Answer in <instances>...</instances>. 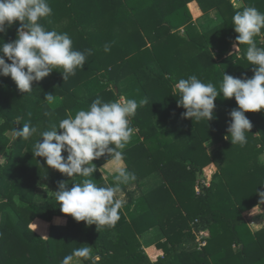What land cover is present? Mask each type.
Segmentation results:
<instances>
[{"label":"trees","instance_id":"16d2710c","mask_svg":"<svg viewBox=\"0 0 264 264\" xmlns=\"http://www.w3.org/2000/svg\"><path fill=\"white\" fill-rule=\"evenodd\" d=\"M191 1L48 0L52 14L39 22L47 30L66 32L75 50L91 49L92 54L66 81L62 69H54L33 81L31 92L25 94L10 76H0V154L4 156L0 162V264H61L80 248L81 236L95 250L88 258L78 257L83 264H264V228L251 232L241 215L262 202L258 193L264 191L260 156L264 109L249 119L247 143L231 145L224 137L231 119L228 113L238 107L234 97L218 95L214 118L197 122L182 117L186 110L177 105L175 91L178 80L190 75L217 89L223 74L253 75V66L244 56L248 45L233 48L238 33L231 23L234 13L247 6L264 13V0H243L239 6L231 0H195L202 11L196 22L187 6ZM18 26L14 22L0 33V39H14ZM254 40L264 47V29ZM106 43L108 52L103 50ZM49 93L52 100L46 98ZM97 97L104 102L123 98L138 103L147 98L130 117L132 136L123 159L116 161L136 178L116 194L126 204L114 227L88 225L69 214L65 225H55L52 219L64 215L55 194L39 201L37 186L43 181L56 187L65 182L70 188L82 177H68L47 166L44 158L35 157L31 151L38 136L25 140L8 132L24 123L49 130L61 119L87 109ZM210 140L218 145L207 152L205 143ZM111 161L115 160L105 154L93 163L102 166ZM250 161L254 165L249 167ZM208 163L217 172L208 185L198 183L196 191L197 175ZM92 178L94 182L97 178L99 186L113 184L112 176L107 182L97 168ZM145 180L151 185L148 182L143 190ZM35 218L49 222L47 237L30 228ZM195 227L202 234L209 230L200 249ZM152 228L157 230L156 245L164 252L155 261L144 252L140 239Z\"/></svg>","mask_w":264,"mask_h":264},{"label":"clouds","instance_id":"9594fccd","mask_svg":"<svg viewBox=\"0 0 264 264\" xmlns=\"http://www.w3.org/2000/svg\"><path fill=\"white\" fill-rule=\"evenodd\" d=\"M51 14L48 0H0V33H6L14 22H19L14 39L8 42L0 39V76H10L24 94L31 92L33 81L41 80L54 69H62L60 72L66 81L76 74V69L83 68L87 56L92 54L91 49L75 50L66 32L47 30L39 22ZM231 24L238 33L235 37L238 44L233 43V48L238 50L239 45H248L244 56L253 66V75L235 78L223 74L219 89L211 82L204 83L196 75H190L178 80L175 91L179 95L177 105L186 110L182 117L197 122L214 118V100L218 95L234 97L238 107L228 113L231 119L224 138L230 140L231 145L243 146L247 143L246 133L252 128L245 112L264 109V47H258L254 40L264 29V13L247 6L234 13ZM103 50L110 51V44L106 43ZM46 98L52 100L51 93L46 94ZM146 103L147 98L138 103L134 99L104 102L97 97L87 109L61 119L49 130L40 131L38 126L29 123L15 129L14 138L39 137L31 152L35 157L44 158L47 166L71 178L82 177L70 188L65 182L58 183L54 193L62 213L88 225L115 226L120 219L119 210L126 204L124 199H117L116 194L121 192L122 185L135 180V174L124 166H117L110 173L113 184L99 186L92 178L96 171L92 162L105 154L117 162L123 159V149L132 136L130 117ZM57 129L61 131L58 133ZM258 194L264 201V191ZM73 256L88 258L91 249L87 246L76 248L61 264H69ZM99 259L95 257L96 261Z\"/></svg>","mask_w":264,"mask_h":264},{"label":"rangeland","instance_id":"374dc122","mask_svg":"<svg viewBox=\"0 0 264 264\" xmlns=\"http://www.w3.org/2000/svg\"><path fill=\"white\" fill-rule=\"evenodd\" d=\"M231 2H232V4L233 3L236 4V3L241 2V0H238V1L237 0H231ZM191 5L194 6V8H195L194 3L190 4V2H189L187 4V6L189 8V11H190V13L193 11L194 12L193 14H195V11L191 7ZM191 15H192V13H191ZM236 52L239 54V51H236ZM120 101H124V99L121 98ZM246 115H248V116H246ZM245 116L248 119H251L252 117H255V112L250 111L248 114L245 113ZM136 131H137V129H136ZM8 134L12 137L14 135V132H8ZM205 145L207 147L206 148L207 152H211L212 150L215 149V147L218 144H216L215 142H213L212 140H210V141H207L205 143ZM261 153H262V155H260V156H261L262 160H264V145H262V152ZM3 161H4V156L2 154H0V162H3ZM247 165L250 167V166L254 165V163H253V161H250V163H247ZM117 166H118V164H116V161H111V162L106 163V164H104L102 166H96V168L102 174V176L106 179V181L109 182V178H110V176H112L110 173H111L112 169H114ZM215 172H217V167L215 165H213L212 163H208L206 166H204L203 167V170H202V173L201 174L199 173L197 175V179H196V182H195L196 191H197V189H199V187L197 186L198 183H200V182L203 183V181H204V183L206 185H208L209 184V181L212 179V177H213V175H214ZM203 173H204V175H203ZM108 176H109V178H108ZM74 177H77V176H74ZM97 181H98L97 178H95V183ZM145 182H146V184L142 187L143 190H146L147 189L149 180H145ZM154 184H157V183L156 182H153L152 185H154ZM149 185H151V182H149ZM37 189L39 190L38 192H42L44 194H47L48 197H49V196L55 194L54 192L58 190V187L54 186L53 184H51L48 181H43L42 183H40L37 186ZM118 199H124V197L123 196H120V197L118 196ZM60 214H64V213H60ZM65 215L66 214H64V215H57V216L63 218V219H60V220H64V222H65L64 224L62 223V225H65L67 223V220H68V218ZM241 215L245 218L244 220L246 221V225L248 226V228L250 229L251 232L254 233V232L258 231V230H261L262 228H264V201L260 202L257 205H254L250 209L244 210L241 213ZM194 221L197 222L196 220H194ZM208 231H209L208 228H206V229L203 230V234H200V232H198V230H197L196 227L193 228V232L195 233V235H194L195 236V243L197 244V241H198V242H200V244H204V243L206 244L207 238L209 236L208 235ZM148 232L149 231L142 233L140 239L143 242H144L146 236L148 235ZM156 232L157 231L155 230V232L153 234L155 235ZM78 245L80 247H85V246L89 247L91 249V255L95 251L94 248H93V246L90 244V242L84 236H81L78 239ZM148 249L149 248H147L146 250L144 249V252L146 254H147L146 251H148ZM152 249H153V247H152ZM150 253H152V252H150ZM148 254H149V251H148ZM163 254H164V252H163ZM163 254H162V256H163ZM150 256L152 257L153 260H155L154 259V255H150ZM73 258L74 259H80L81 260V258H78V257H75V256H73ZM81 262H82V260H81ZM82 264H83V262H82Z\"/></svg>","mask_w":264,"mask_h":264},{"label":"crops","instance_id":"0c3cea01","mask_svg":"<svg viewBox=\"0 0 264 264\" xmlns=\"http://www.w3.org/2000/svg\"><path fill=\"white\" fill-rule=\"evenodd\" d=\"M238 1V0H237ZM194 3L195 5V8L194 6L191 5V7L193 8V10L195 11V14H193L194 12L192 11V17H193V21L196 22L197 20H199V17L202 15V11L201 9L199 8V5L198 3L194 0V1H191L190 4ZM243 4V0H241V2L239 3H236L233 5L234 6H239ZM118 166H119V163H118ZM38 192V190H37ZM39 201H43L46 197H48L47 194H44L42 192H39ZM60 219H63L59 216H55L53 219H52V223L55 224V225H62V223L64 224V220H60ZM245 219V218H244ZM36 225V226H35ZM30 228L36 232L39 236L41 237H47L48 236V232H49V222L44 220V219H41V218H35L31 223H30ZM155 228H152V229H149L148 231V235L146 236L144 242L141 240L142 244H143V248L146 250L147 248L148 251H149V254L150 255H154V259L156 260L158 257L162 256L163 254V250L161 248H158L157 247V242H158V236L157 234H153L155 232ZM157 231V230H156ZM147 232V231H146ZM157 241V242H156ZM153 247V249H152ZM148 251L147 254H148ZM152 252V253H150ZM148 254V256L150 257V259L152 261H155L152 259V257ZM69 264H82L81 260L80 259H72Z\"/></svg>","mask_w":264,"mask_h":264},{"label":"built area","instance_id":"2783aa9c","mask_svg":"<svg viewBox=\"0 0 264 264\" xmlns=\"http://www.w3.org/2000/svg\"><path fill=\"white\" fill-rule=\"evenodd\" d=\"M197 191H198V189H197ZM200 234H202V233H200ZM197 243H198L197 246H198L199 249L206 245L205 243L204 244H200V242H198V241H197Z\"/></svg>","mask_w":264,"mask_h":264}]
</instances>
